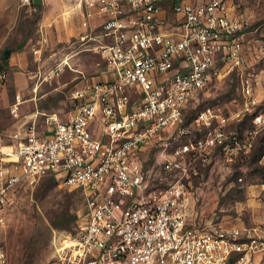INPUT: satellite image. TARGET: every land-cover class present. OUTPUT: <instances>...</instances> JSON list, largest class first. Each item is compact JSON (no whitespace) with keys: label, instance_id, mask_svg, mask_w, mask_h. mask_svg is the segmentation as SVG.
<instances>
[{"label":"built area","instance_id":"1","mask_svg":"<svg viewBox=\"0 0 264 264\" xmlns=\"http://www.w3.org/2000/svg\"><path fill=\"white\" fill-rule=\"evenodd\" d=\"M164 1L79 0L85 29L101 20L104 78L73 94L72 113L42 114L20 140L0 141V212L17 187L47 176L83 199L57 264H252L264 251L248 230L197 227L184 208L212 160L225 167L248 155L263 126L257 80L244 74L245 24L225 0L174 2L170 22ZM233 74L252 130H231L224 113L199 106ZM151 150L158 182L147 166Z\"/></svg>","mask_w":264,"mask_h":264},{"label":"rangeland","instance_id":"2","mask_svg":"<svg viewBox=\"0 0 264 264\" xmlns=\"http://www.w3.org/2000/svg\"><path fill=\"white\" fill-rule=\"evenodd\" d=\"M63 1L41 0L35 7L31 0H0V65L4 51L10 52L8 67L0 75V141L4 144L20 140L34 121L40 127L42 114L72 113L76 107L73 94L104 78L96 51L98 31L85 29L82 20L66 24L61 14L70 10L58 14L57 8ZM180 1L204 0L175 2ZM225 1L245 24L244 74L257 80L254 111L264 119V0ZM71 4L76 7L78 0ZM45 11L48 15L43 20ZM22 41V50H17ZM237 84L235 74L222 78L199 106L224 113L232 122L231 130H252L251 119L240 114ZM256 130L248 155L225 167L216 156L200 179L191 183L184 201L189 222L206 230H248L264 239V155L258 158L264 147V122ZM154 155L151 150L146 160L152 179L158 182ZM82 208L79 194L47 178L21 184L0 212V247L6 252L7 264H57L61 243L76 235ZM60 213L71 223L67 231L51 228ZM252 264H264V251L253 256Z\"/></svg>","mask_w":264,"mask_h":264},{"label":"trees","instance_id":"3","mask_svg":"<svg viewBox=\"0 0 264 264\" xmlns=\"http://www.w3.org/2000/svg\"><path fill=\"white\" fill-rule=\"evenodd\" d=\"M175 1L176 0H167V1H164L163 4H162V7L165 10L167 19H170V20L172 19L173 15H172V12H171V7L173 6V3ZM17 50H22V44H20V46L18 47ZM7 67H8V60L2 58V62H1V65H0V75L6 70ZM244 117L246 119L250 118L248 115H246ZM243 123L244 122H242L239 125L240 128L242 127ZM260 151H261V154L258 156V158H260L261 156L264 155V147H261ZM44 178H47V179L51 180L52 182L57 183L56 180L54 179V177H52V176H47V177H44ZM73 191L80 195V193L78 191H76V190H73ZM80 197H81V195H80ZM82 201H83V199H82ZM70 227H71V223L64 218L63 213H60L59 215H56L54 217L53 221H52V224H51V228L52 229H56V230L67 231Z\"/></svg>","mask_w":264,"mask_h":264},{"label":"crops","instance_id":"4","mask_svg":"<svg viewBox=\"0 0 264 264\" xmlns=\"http://www.w3.org/2000/svg\"><path fill=\"white\" fill-rule=\"evenodd\" d=\"M42 1H47V0H42ZM79 1V0H78ZM43 2V4H44ZM58 14H61L64 10L68 9L70 11H64L61 15H62V20L65 21L66 24H69V22H72V21H75L76 20H79L81 21L82 18H81V14H80V11L78 9V4L73 6L71 4V0H65V2L63 1L61 4L58 5ZM74 13V14H73ZM48 13H46V11L42 14L41 18L44 20L46 17H47ZM60 19V18H59ZM64 23V24H65ZM101 23V20L98 19V18H95V19H92L91 22H90V27H93V29L97 30L98 32L100 31V28H99V24ZM25 41H22L21 44H23ZM10 54V52H9ZM191 223V222H190ZM193 224V223H192ZM195 225V224H193ZM196 226V225H195ZM199 227V226H197Z\"/></svg>","mask_w":264,"mask_h":264},{"label":"water","instance_id":"5","mask_svg":"<svg viewBox=\"0 0 264 264\" xmlns=\"http://www.w3.org/2000/svg\"><path fill=\"white\" fill-rule=\"evenodd\" d=\"M32 4L35 6V7H38L40 4H41V0H31ZM9 56V52L8 51H4L3 53V58L4 59H7Z\"/></svg>","mask_w":264,"mask_h":264},{"label":"bare ground","instance_id":"6","mask_svg":"<svg viewBox=\"0 0 264 264\" xmlns=\"http://www.w3.org/2000/svg\"><path fill=\"white\" fill-rule=\"evenodd\" d=\"M69 241H68V239L65 241V243H68Z\"/></svg>","mask_w":264,"mask_h":264}]
</instances>
